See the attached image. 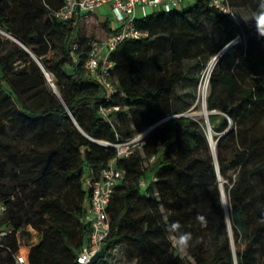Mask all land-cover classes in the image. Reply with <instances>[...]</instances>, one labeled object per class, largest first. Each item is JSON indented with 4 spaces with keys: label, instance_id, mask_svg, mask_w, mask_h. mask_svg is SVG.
<instances>
[{
    "label": "trees",
    "instance_id": "1",
    "mask_svg": "<svg viewBox=\"0 0 264 264\" xmlns=\"http://www.w3.org/2000/svg\"><path fill=\"white\" fill-rule=\"evenodd\" d=\"M228 1L252 12L261 2ZM64 2L0 0V29L12 37L0 33V203L13 229L0 264H16L14 253L26 250L18 231L28 225L39 233L30 264H79L91 230L84 173L116 156L102 141L151 126L143 151L117 159L126 179L108 206L107 255L122 246L136 264H187L166 230L178 221L192 233L186 251L196 264H264V37L254 22L238 25L207 0L137 17L149 35L113 51L117 92L108 101L84 65L95 36L54 15ZM216 55L207 100L214 151L208 124L181 113L191 102L178 105L175 83ZM101 105L120 106L111 111L116 121Z\"/></svg>",
    "mask_w": 264,
    "mask_h": 264
},
{
    "label": "built area",
    "instance_id": "2",
    "mask_svg": "<svg viewBox=\"0 0 264 264\" xmlns=\"http://www.w3.org/2000/svg\"><path fill=\"white\" fill-rule=\"evenodd\" d=\"M192 1L193 0H65L63 6L54 11V15L59 19L68 20L75 18L80 22L84 13L93 12L106 4L110 5V30L105 36H95L91 40L90 49L84 62L89 75L99 81L104 87V95L109 101L114 93L117 92L115 79L112 75L115 64L111 57L113 51L125 39H141L149 35L147 30L141 29L136 25L138 6L153 7L156 10H167L173 7H182ZM207 1L211 6L229 14L236 24H242V19L238 16L228 0ZM243 38L244 33L240 32L231 42L236 43ZM74 47H77V44H74ZM119 108V105H114L112 107L101 105L99 112L106 120L114 122L116 121V116L111 114V111ZM152 128L153 126L142 132L136 133L132 137L116 142L102 141L105 145L116 147V156L98 173H93L92 169L84 173L83 181L90 189V196L83 219L89 224L91 230L87 243L77 256L79 264H86L103 247V242L109 235L110 220L108 216V206L115 187L126 179V170L117 165V159L121 157H130L136 151H143L146 137ZM141 184L145 186L146 181L142 180ZM5 211L6 205L0 203V248L5 247L2 239L13 231L11 226L2 223ZM21 233L22 230L18 231L19 242ZM25 249V251L14 253L13 256L16 264H30V247L27 246ZM117 250L118 248L116 247L113 248L112 251L110 250V252L114 253L116 256V254H118Z\"/></svg>",
    "mask_w": 264,
    "mask_h": 264
},
{
    "label": "rangeland",
    "instance_id": "3",
    "mask_svg": "<svg viewBox=\"0 0 264 264\" xmlns=\"http://www.w3.org/2000/svg\"><path fill=\"white\" fill-rule=\"evenodd\" d=\"M195 2H196V0H193L191 4H194ZM108 7L107 8L103 7L102 13H107V14L109 13V15L111 16V12L109 11ZM153 10H155L153 7H149V10H147V12H146L142 7L138 6L137 17H139V18L144 17L146 14L152 12ZM235 11L239 17L242 16L244 18L251 17V15L253 13L248 7H245V6L238 7L235 9ZM92 13L95 15H98L99 20L101 22L105 18L104 15L97 14L96 11H93ZM101 28L102 27L98 24V22H96L95 19H88L86 21H83V19H82L79 22V30L84 31L85 33H87L89 35L99 36L98 34L101 33ZM0 33L6 37H11L9 33L5 32L2 29H0ZM213 60L216 63V65H215V67H216L218 56H212L204 67L199 68L196 66H194V67L192 66V69H191V71H189L188 76L186 78H183V79H178L175 83L176 101H177L178 105L179 106H185L186 104L191 102V105L185 111H183L181 113L182 114L185 113L194 119H198V120H201L203 122H206L208 124L207 132H208V135L210 138V142H211V139L216 141L215 136H214L216 133L213 132L211 125L209 123V115L207 118L206 113L204 114L206 109L208 110L207 101L205 102V100H203V96H200L199 86L202 83H206V82H208L210 84V78H211L212 71L211 72L209 71L208 65H209L210 61H213ZM194 63L195 62L191 61L192 65H194ZM207 100H208V98H207ZM208 112L210 114L211 111L208 110ZM225 199L227 201L226 195H225ZM228 223H229L230 230L232 231L230 219L228 220ZM26 229H28V228H25L24 230H26ZM26 232H28V234H30V236H31L32 230L30 228L28 230H26ZM23 246L25 248H27L28 245L25 244ZM117 248H118V250H117L118 254H116V256L114 253H110V255L108 254L104 258L100 259L97 264H136L135 260H129L127 258V256H124L122 254V250H123L122 246H117ZM176 252L185 258L187 264H190V263L196 264L195 261L192 259V257L188 254V252L186 250L180 251L178 248H176ZM113 256H115V257H113Z\"/></svg>",
    "mask_w": 264,
    "mask_h": 264
},
{
    "label": "clouds",
    "instance_id": "4",
    "mask_svg": "<svg viewBox=\"0 0 264 264\" xmlns=\"http://www.w3.org/2000/svg\"><path fill=\"white\" fill-rule=\"evenodd\" d=\"M235 16V15H233ZM246 23L254 22V26L257 34L260 37H264V0H261L258 8L254 11L249 18L240 16ZM196 220L200 223L201 227H207V219L204 215L198 214ZM260 223H264V217L261 218ZM181 225L177 222H172L166 226V230L172 234V245L178 248L180 251L186 250L190 246L192 241V233L181 231Z\"/></svg>",
    "mask_w": 264,
    "mask_h": 264
},
{
    "label": "crops",
    "instance_id": "5",
    "mask_svg": "<svg viewBox=\"0 0 264 264\" xmlns=\"http://www.w3.org/2000/svg\"><path fill=\"white\" fill-rule=\"evenodd\" d=\"M103 7H105V8L108 7L109 11L111 12V8H110L109 4L103 5L99 9L95 10L97 14L105 16V18H104V20L102 22L99 20V16L93 14L92 12L84 13L83 18H82L83 21H86L88 19H95L96 22H98V24L102 27L101 28V33L98 34L100 37L105 36L110 30V15H109V13L108 14L107 13H102ZM140 7H142L146 12H147V10H149V7H143V6H140ZM87 35H89V34H87ZM26 228H28V229L30 228L32 230L31 236H30V234H28V232L25 235L23 233H21V235H20V243L22 245L27 244L29 247H31L32 245H34L38 241L39 233H38V231L36 229H34L30 225H28ZM28 229H26V230H28Z\"/></svg>",
    "mask_w": 264,
    "mask_h": 264
},
{
    "label": "water",
    "instance_id": "6",
    "mask_svg": "<svg viewBox=\"0 0 264 264\" xmlns=\"http://www.w3.org/2000/svg\"><path fill=\"white\" fill-rule=\"evenodd\" d=\"M220 58V57H219ZM219 59L217 60V63H218ZM214 70V69H213ZM212 70V71H213ZM46 75L47 77L49 78V80H52L50 77H49V73L46 72ZM53 84V88H54V91L59 94L58 90H57V87L54 83ZM210 85V84H209ZM60 95V94H59ZM208 118V116H207ZM209 137V135H208ZM210 139V138H209ZM215 150H216V144H215ZM222 183V182H221ZM222 193H223V196H224V200L226 201L225 199V189H224V186H223V183H222ZM229 220V219H228ZM108 253V248L106 246H103L86 264H97L98 261L102 258H104Z\"/></svg>",
    "mask_w": 264,
    "mask_h": 264
},
{
    "label": "bare ground",
    "instance_id": "7",
    "mask_svg": "<svg viewBox=\"0 0 264 264\" xmlns=\"http://www.w3.org/2000/svg\"><path fill=\"white\" fill-rule=\"evenodd\" d=\"M215 61H210L209 65H208V68H209V71L211 72L214 68H215ZM50 77V75H49ZM52 82V81H51ZM199 92H200V96H203V100H205V102L207 101V98H208V94L210 92V85L208 82L206 83H202L200 85V89H199ZM206 113V116L209 115V112L208 110L206 109V111L204 112V114ZM215 144H216V141H214L213 139H211V146H212V149L215 151Z\"/></svg>",
    "mask_w": 264,
    "mask_h": 264
}]
</instances>
